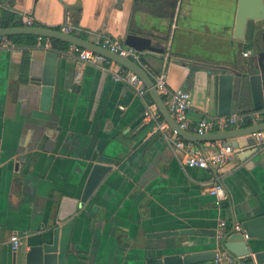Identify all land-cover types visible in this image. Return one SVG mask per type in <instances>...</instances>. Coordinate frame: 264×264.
I'll return each mask as SVG.
<instances>
[{"label":"crops","instance_id":"0c3cea01","mask_svg":"<svg viewBox=\"0 0 264 264\" xmlns=\"http://www.w3.org/2000/svg\"><path fill=\"white\" fill-rule=\"evenodd\" d=\"M238 3L6 0L0 2V27L13 22L1 16L2 10L9 9L22 25L30 21L57 29L72 26L90 40L99 35L121 41L128 34L148 37L163 53H141L138 60L151 76L165 72L170 90L190 93L188 117L195 122L214 116L208 66L250 59L247 44L233 34ZM7 40L14 46L0 47V264H10L12 235L27 249L49 233L61 197H80L99 156L112 158L113 168L85 205L86 211L76 215L66 264H147L160 256L159 249H172L181 242L198 243L187 251H216L220 221L228 223L230 232L233 223L241 225L264 214V158L260 156L264 131L255 135L254 145L232 148V158L225 164L190 168L184 152L169 143L170 129L164 121L144 116L146 106L152 104L148 93L141 96L130 84L113 79L118 64L105 69L59 54L53 100L45 111L40 108L39 88L28 82L27 72L30 59H41L46 50ZM244 91L243 101L232 103L237 114L256 111L248 85ZM262 121L264 115L249 117L248 125L220 131ZM224 142L202 146L212 154ZM250 148L257 151L239 158L242 150ZM216 178L227 193L220 206L208 193ZM190 228L212 234L149 237ZM248 243L250 253L241 260L264 264V240Z\"/></svg>","mask_w":264,"mask_h":264},{"label":"water","instance_id":"95a60500","mask_svg":"<svg viewBox=\"0 0 264 264\" xmlns=\"http://www.w3.org/2000/svg\"><path fill=\"white\" fill-rule=\"evenodd\" d=\"M6 0H0L5 3ZM9 10V9H5ZM11 11V10H9ZM234 36L242 39L250 51V59L247 62L235 61L232 64L208 66V74L212 80L214 89V115L229 116L236 114L237 110L232 103H240L245 96V88L248 85L252 109L264 108V0H239L238 10L234 25ZM15 35H30L42 37L48 40L55 39L80 48L91 50L100 54L115 64H118L136 75L143 83L146 92L152 100L159 117L166 126L177 136L186 142L198 145L201 151L205 142L226 140L222 147L244 148L256 143L255 135L264 131V121L240 127L228 131H220L198 135L181 128L171 117L162 96L158 93L154 80L149 76L146 69L131 58L120 56L104 49L88 38H82L77 34L68 33L62 29L40 26L22 25L0 27V37ZM123 43L127 47L135 49L139 54L151 53L162 54L163 50L152 45L150 38L128 34ZM59 54L46 50L41 59H30L27 72L28 82L39 88L40 108L49 110L55 86V70ZM75 85L74 88H78ZM233 139L229 141L227 139ZM215 151L218 148L215 146ZM254 148L242 150L238 156L243 158L256 152ZM264 158V152L260 154ZM114 160L106 156H99L93 163L84 185L83 191L78 198L62 196L54 217V224L47 235L41 236L36 242L29 245L27 249L19 245L11 251L10 264H66L68 258V246L76 215L79 211H86L85 205L96 191L100 182L113 168ZM226 192V191H225ZM227 195V193H226ZM93 215V212L90 216ZM210 235L206 229H183L179 231H164L149 234V237H164L172 235ZM246 235V238L244 237ZM264 240V214L243 220L241 230L225 233L219 241V249L232 258L236 264H241V258L250 253L249 241ZM198 243L181 242L179 246L172 249H159L161 254L158 258L146 261L147 264H215L214 249L187 251V247L199 246Z\"/></svg>","mask_w":264,"mask_h":264},{"label":"built area","instance_id":"2783aa9c","mask_svg":"<svg viewBox=\"0 0 264 264\" xmlns=\"http://www.w3.org/2000/svg\"><path fill=\"white\" fill-rule=\"evenodd\" d=\"M27 25H31L30 21ZM63 31L68 33H74L75 28L72 26H64L61 28ZM93 43L96 45L107 49L113 53L120 56L128 57L138 62L140 55L135 49L125 46L122 41L118 38H113L110 36L99 35L94 38ZM35 45L43 50H51L57 52L58 54L69 56L75 58L77 61L84 64H89L93 66H99L101 68L110 69V66L115 64L106 57L97 54L91 50L80 48L74 45H69L66 50H56L50 46L49 40L36 37ZM13 43L7 40L6 37L0 38V47H13ZM248 52H244L243 55L246 56ZM120 66V65H119ZM113 79L121 80L130 84L136 92L143 96L146 93V89L142 81L133 73L126 70L122 66L119 67L118 72H113ZM154 80L155 87L158 93L162 96L167 110L170 113L174 121L183 129L190 132L196 133L198 135L207 134L209 132L220 131L234 126H243L249 117H254L259 119L260 116L264 115V108L258 111H250L248 113L232 114L229 116H207L198 119L195 122H191L188 117V110L190 108V93L182 89L170 90L166 84V73L161 71L158 74L152 76ZM144 116L154 120H158L159 114L153 104L146 106L144 111ZM164 123H161L163 125ZM167 139L174 150L184 152L186 156L185 164L190 168H200L208 169L210 166L219 167L225 164L228 160L232 158L234 149L231 147H219L218 152L207 154L204 151L199 150L194 147L190 142H186L177 136L173 131L170 130V135ZM208 193L214 198V203L216 206H220L226 199V192L224 186L219 179L212 181L208 187ZM228 223L224 220L220 221L218 224V229L216 230L215 237L220 240L222 236L228 231ZM240 231L241 225L233 223L231 230ZM246 238V235L244 234ZM20 245V238L17 235H12L10 237V248L14 251ZM215 264H235V261L228 257L226 253L221 251L219 248L215 253ZM241 264H244L241 261Z\"/></svg>","mask_w":264,"mask_h":264},{"label":"trees","instance_id":"16d2710c","mask_svg":"<svg viewBox=\"0 0 264 264\" xmlns=\"http://www.w3.org/2000/svg\"><path fill=\"white\" fill-rule=\"evenodd\" d=\"M1 16L6 21H13V22H10L11 24H8L9 26H22V23L19 20H15L14 21V18H16L17 16L13 12H11L9 10H2L1 11ZM10 19H13V20H10ZM5 23H7V22H5ZM58 29H61V28H58ZM74 34H77V35H79L82 38H87V35H86L85 32L75 31ZM7 38L11 39L13 42H15L17 44H19L21 42H24L27 45H34L36 43V36L16 35V36H9ZM21 40H24V41H21ZM49 43H50V46L53 49H56V50H66L69 47V44L64 43L62 41H59V40H55V39L49 40ZM122 43H123V41H122ZM139 55L141 57V54H139ZM138 63L142 66L140 61H138ZM195 69H196V67H191V70H195ZM148 74L152 78V76H151V74L149 72H148ZM161 120H162V118H161ZM248 124L249 123H245L244 125H248ZM242 262L244 264H251V261L249 260V258H244L242 260Z\"/></svg>","mask_w":264,"mask_h":264}]
</instances>
